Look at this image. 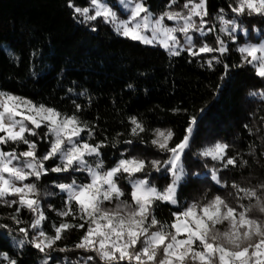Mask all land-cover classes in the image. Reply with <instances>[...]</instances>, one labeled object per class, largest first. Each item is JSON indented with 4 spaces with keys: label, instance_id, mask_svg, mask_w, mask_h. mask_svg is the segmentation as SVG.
I'll return each mask as SVG.
<instances>
[{
    "label": "trees",
    "instance_id": "1",
    "mask_svg": "<svg viewBox=\"0 0 264 264\" xmlns=\"http://www.w3.org/2000/svg\"><path fill=\"white\" fill-rule=\"evenodd\" d=\"M88 2L73 0L80 7L87 6ZM168 2L145 0L156 16L166 10ZM182 4L183 0H178L172 10H180ZM230 4L234 5L235 0H207L209 15L205 19L214 32L205 37L197 36L201 40L198 45L206 42L216 46L219 26L216 17L221 9L225 19L236 18L248 29V34L243 37L238 32L236 43L228 35L221 36L229 48L223 56L203 53L193 57L187 51H181L178 56L170 55L158 46L144 45L118 35L101 18L80 23L78 20L82 18H73L67 0H0V91L25 97L63 114L77 115L94 132L91 137L87 132L81 136L89 143L104 141L107 145L101 149L105 170L119 159L135 155L149 161L167 159V153H161L151 145L154 130L171 129L174 137L170 146H174L185 135L190 118L195 116L197 129L184 157L188 175L178 190V203L157 202L155 215L162 222L170 223L173 212L182 211L194 201L206 202L217 194L235 199V190L231 188L233 182L258 189L264 184V99L259 96L264 91V79L255 74L252 66H239L241 56L237 51L240 43H260L264 39V17H235ZM214 56L219 57L220 62H214L210 68L207 61ZM225 64L229 66L227 74ZM252 92L258 95L250 96ZM76 105L81 106L79 111ZM131 117H136L145 126L146 131L139 136L131 135ZM37 131L39 135L29 139L37 142V155L43 156L49 148L48 139H41L47 128L41 127ZM129 139L133 140L131 145L123 143ZM213 139L229 145L227 156L236 157V167L224 169L221 162L216 164L200 159L199 148ZM4 147L6 151L12 148L18 152L26 150L24 144L10 143ZM58 162V159L48 160L45 167L51 168ZM89 162L95 166L94 157ZM213 168L219 170L225 187L212 179ZM148 171L158 188L163 189L170 182L169 176ZM193 173L199 176H193ZM73 179L77 183L89 181L85 172H49L36 181L39 195H43L39 199L46 217L40 229L30 227L34 215L27 209L21 210L22 223L17 225L9 218L15 206L0 204V224L9 226L0 227V253H8L17 264H42L45 253L30 244H25L23 249L19 247L24 237L18 229L28 228V239H31L39 230L54 235L53 225L58 226L62 220L79 223L57 214L65 206L66 193L56 185L70 183ZM120 184L125 192L123 199L131 202V186L123 178ZM83 234L84 229L64 232L54 249L48 250L49 264L74 261L83 264L82 258L93 255L74 248ZM59 248L69 251L55 250ZM0 264L6 262L0 261Z\"/></svg>",
    "mask_w": 264,
    "mask_h": 264
},
{
    "label": "snow or ice",
    "instance_id": "2",
    "mask_svg": "<svg viewBox=\"0 0 264 264\" xmlns=\"http://www.w3.org/2000/svg\"><path fill=\"white\" fill-rule=\"evenodd\" d=\"M120 3L128 12L126 19H120L104 0H90L91 7L76 6L73 0H67L73 18H82L78 22L89 23L102 18L104 23L113 26L118 35L148 45L159 44L170 55L178 56L181 51H187L193 57L203 53L223 56L229 51L219 35L215 39L216 46L205 42L197 47L193 42L191 33L205 37L214 32V28L207 27L205 19L209 15L207 0H185L180 10H172L178 0H169L166 10L156 17L146 6L145 0H120ZM229 8L235 17H264V0H235V4H230ZM223 13L221 9L216 17L220 23L219 32L226 33L236 43L237 33L247 35L248 29L243 28L236 18L225 19ZM166 20L175 22V26L169 27ZM92 30L95 31V28ZM149 32L151 35H146ZM178 33L183 36L184 46L180 44ZM237 51L241 56L239 66H252L255 74L264 79V41L258 44L244 43ZM214 62L219 63V57L208 60V67L211 68ZM224 67L227 74L229 66L225 64ZM257 95L256 92L250 93L253 97ZM259 96L264 99V91ZM80 107L76 105L77 111ZM130 123L133 137L146 131L136 117H131ZM41 127L47 128L41 139H48L49 148L43 156H38L37 142L29 137L38 136L37 129ZM196 129L197 117L193 116L180 142L170 146L174 132L156 128L151 145L159 152L167 153V159L149 161L132 156L119 159L114 166L105 170L101 149L107 145L104 141L89 143L84 139L82 133L87 132L91 137L94 132L77 115L63 114L44 104L37 105L25 97L0 91V204L15 206L9 217L14 223H22L19 218L22 209L35 216L30 225L33 230L40 229L46 219L37 184L26 181L32 178L39 181L49 172H85L89 177L87 183H77L73 179L70 183L56 185L62 193H66L65 206L57 214L80 222L62 220L58 226L53 225L54 235L39 230L31 239H28L29 229L20 227L18 231L24 239L19 242V247L23 249L25 244H30L45 253L42 264H49L51 256L48 250L54 249L63 233L70 229H84L74 248L93 255L82 258L83 264H264V219L249 215L255 209L264 217V184L258 189L233 182L231 188L235 190L234 196L238 201L235 207L217 194L206 199V202L194 201L182 211L173 212L170 223L157 219V202L178 203V190L188 175L184 157L186 150H190ZM10 143L24 144L26 150L18 152L12 148L6 151L4 146ZM123 143L131 145L133 140ZM228 148V144L217 142L198 154L221 162L224 169L236 167L237 159L227 156ZM88 157L95 158V166L89 163ZM57 159L59 162L53 167H45L46 161ZM243 164H247V161H243ZM149 169L169 176L170 182L163 189L158 188L150 179ZM218 171L216 168L211 170L212 179L225 187ZM192 175L199 176L198 173ZM121 178L131 186V202L123 199L125 192L120 184ZM225 224L221 231L218 226ZM0 227L9 226L0 224ZM55 250L69 251L67 248ZM0 261L17 264V260L6 252L0 253Z\"/></svg>",
    "mask_w": 264,
    "mask_h": 264
},
{
    "label": "rangeland",
    "instance_id": "3",
    "mask_svg": "<svg viewBox=\"0 0 264 264\" xmlns=\"http://www.w3.org/2000/svg\"><path fill=\"white\" fill-rule=\"evenodd\" d=\"M104 2L105 3H107L112 9H113V11H115L116 13H117V16L120 18V19H126L127 18V16H128V12L125 10V7H124V5H122L121 3H120V0H115V1H111V2H109L108 0H104ZM185 2V0H183V3ZM88 7H91V4H90V0H89V2H88V5H87ZM153 16L154 17H156V15L153 13ZM102 19V18H101ZM102 21H103V19H102ZM169 22V23H168ZM165 23L169 26V27H173V26H175V22H173V21H165ZM111 27L113 28V26L111 25ZM208 27V26H207ZM207 27H206V29H205V31H207ZM219 28H220V23H219V26H218V35L221 37V36H227V34L226 33H220L219 32ZM146 35H151V33L149 32V33H146ZM178 35V38L180 39V44H181V46H184V39H183V36H182V34H177ZM191 35H193V42L197 45V47H199V45H198V43H200V39H198L197 38V36H199V37H201L200 35H199V33H191ZM207 35H209V33L207 34ZM122 36V35H121ZM245 35H243V37H244ZM222 39V38H221ZM231 40V39H230ZM232 41V40H231ZM262 41H264V39L262 40ZM262 41H260V43L262 42ZM139 42V41H138ZM141 43V42H140ZM244 43H250V42H243V43H240L239 44V46L240 45H242V44H244ZM142 44H144V43H142ZM254 44H258V43H254ZM144 45H148V44H144ZM148 46H158V47H160V48H162L163 50H165L162 46H160L159 44H152V45H148ZM239 46H237V48L239 47ZM166 51V50H165ZM168 52V51H167ZM217 142H221L222 143V141L221 140H210V141H207V142H205L204 143V145L203 146H201V148H199V152L202 150V149H204L205 147H211V146H213L215 143H217ZM199 157H200V159L202 160H208V161H210V162H213V163H220L219 161H213L210 157H208L207 159L205 158V157H202V156H200V155H198ZM135 157H139V156H137V155H135ZM140 158V157H139ZM88 160H90V159H92V157H88L87 158ZM90 163V162H89ZM26 182H35L36 183V181L34 180V178H32V179H30L29 181H26ZM43 197V195L42 194H40L39 195V198H42ZM223 198H225L227 201H228V203L229 204H231L233 207H235V206H237V203H238V201L236 200V199H234V198H231V197H229V196H222ZM249 215L250 216H253V217H260V218H262V219H264V217H262L261 216V213H259V211L258 210H253L252 212H250L249 213ZM34 219H35V216H34ZM218 227H220V229H221V231H223L224 230V228L226 227V224L225 225H221V226H218Z\"/></svg>",
    "mask_w": 264,
    "mask_h": 264
}]
</instances>
